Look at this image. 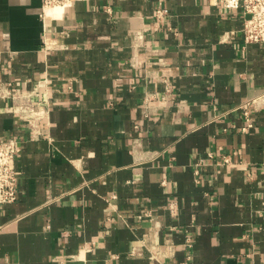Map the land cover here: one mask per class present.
I'll use <instances>...</instances> for the list:
<instances>
[{"label":"crops","instance_id":"1","mask_svg":"<svg viewBox=\"0 0 264 264\" xmlns=\"http://www.w3.org/2000/svg\"><path fill=\"white\" fill-rule=\"evenodd\" d=\"M41 10L0 0V136L19 144L0 264H264V44L242 9Z\"/></svg>","mask_w":264,"mask_h":264},{"label":"built area","instance_id":"2","mask_svg":"<svg viewBox=\"0 0 264 264\" xmlns=\"http://www.w3.org/2000/svg\"><path fill=\"white\" fill-rule=\"evenodd\" d=\"M75 0H42V10L40 17L43 21L52 17L48 15L50 10H55L59 6L63 7L61 13L74 5ZM223 10L242 9L244 13V25L242 28L243 43L260 42L264 44V0H221ZM164 8H158V16L165 14ZM55 17V16H54ZM39 93V88L33 90ZM247 125L244 129L252 127L249 112H246ZM19 152L18 140L14 137L0 136V204L16 202L19 198V171L17 169V155ZM213 152H209V157H214ZM203 160V159H201ZM224 164L230 162V156H221Z\"/></svg>","mask_w":264,"mask_h":264},{"label":"bare ground","instance_id":"3","mask_svg":"<svg viewBox=\"0 0 264 264\" xmlns=\"http://www.w3.org/2000/svg\"><path fill=\"white\" fill-rule=\"evenodd\" d=\"M62 10H63V7L59 6L55 10H50L48 15H51V16H56L57 15V16H59L58 14H60Z\"/></svg>","mask_w":264,"mask_h":264}]
</instances>
